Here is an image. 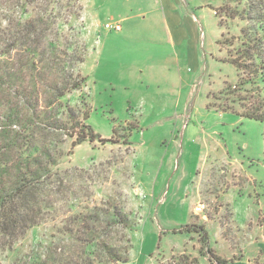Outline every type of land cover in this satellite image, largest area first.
I'll list each match as a JSON object with an SVG mask.
<instances>
[{"label":"rangeland","instance_id":"obj_1","mask_svg":"<svg viewBox=\"0 0 264 264\" xmlns=\"http://www.w3.org/2000/svg\"><path fill=\"white\" fill-rule=\"evenodd\" d=\"M246 11L0 0V201L29 188L0 264H264V123L243 116L261 104L232 63Z\"/></svg>","mask_w":264,"mask_h":264},{"label":"trees","instance_id":"obj_2","mask_svg":"<svg viewBox=\"0 0 264 264\" xmlns=\"http://www.w3.org/2000/svg\"><path fill=\"white\" fill-rule=\"evenodd\" d=\"M247 2V14L248 15H254L250 16L248 18V21H252V25H249L241 31L242 37L244 39V49L241 48V57L238 59H232V63L237 68V70L241 73L246 74V71L248 68H251L252 76H250L248 79H242L238 83L239 86H245V85H251L257 90V94L260 98V104L261 106L256 107L255 110H250V112H246L243 114L244 117H247L249 119H253L256 121H260L264 123V0H246ZM246 21V20H245ZM246 40V42H245ZM246 46V47H245ZM248 59L249 65L242 63L243 60ZM85 82V79L80 80L77 85H74L72 88L74 90H81L83 83ZM88 118V111L86 114V120ZM90 128V127H89ZM91 130V129H90ZM92 131V130H91ZM87 136L78 138L76 140V145L81 144L84 142L87 138H91L92 141H95L96 138L95 135ZM108 141V140H107ZM110 141V140H109ZM23 182V181H22ZM23 188L25 190L29 189L28 185L26 183L22 184V194L20 193V196L22 197V201L20 204L15 203L14 199L11 201L12 204L8 205V203H4L3 200L0 201V224L9 226V223H21V204L22 208H27L26 204L28 201L29 195L26 194V192L23 191ZM20 202V201H19ZM121 212H117L116 210L111 214V220L117 221L120 220V222H128V218L126 216H122ZM23 221V219H22ZM5 223V224H4ZM7 224V225H6ZM129 227V225H128ZM191 228L199 229V233L204 231L202 227L198 228L197 225H191L187 226V230H190ZM203 242L207 244V237L206 234L203 232L200 234ZM93 242H90L88 245L91 247ZM208 253L212 256V259L217 264H229L227 261L221 260L215 255L212 254V250L208 249ZM117 259V258H116ZM188 260L189 257L186 255L181 257V260ZM119 260V259H117Z\"/></svg>","mask_w":264,"mask_h":264},{"label":"built area","instance_id":"obj_3","mask_svg":"<svg viewBox=\"0 0 264 264\" xmlns=\"http://www.w3.org/2000/svg\"><path fill=\"white\" fill-rule=\"evenodd\" d=\"M107 28L110 30H116V31H121L122 30V26L120 24L117 25H112V24H108ZM204 206L203 205H199V207H197L196 210V214H200L201 212H203Z\"/></svg>","mask_w":264,"mask_h":264},{"label":"crops","instance_id":"obj_4","mask_svg":"<svg viewBox=\"0 0 264 264\" xmlns=\"http://www.w3.org/2000/svg\"><path fill=\"white\" fill-rule=\"evenodd\" d=\"M193 25L196 27V30H197V26H196V23L195 22L193 23ZM178 37H179V42L180 43H183L184 42V39L186 38V36L181 35V34ZM177 146L179 148V145L178 144H177ZM174 147H176V146H174Z\"/></svg>","mask_w":264,"mask_h":264}]
</instances>
